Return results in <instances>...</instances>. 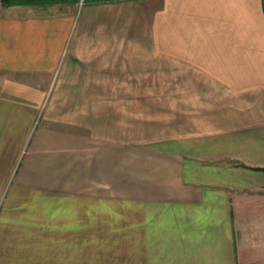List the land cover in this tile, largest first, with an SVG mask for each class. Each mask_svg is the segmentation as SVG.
Listing matches in <instances>:
<instances>
[{
	"label": "crops",
	"instance_id": "obj_1",
	"mask_svg": "<svg viewBox=\"0 0 264 264\" xmlns=\"http://www.w3.org/2000/svg\"><path fill=\"white\" fill-rule=\"evenodd\" d=\"M75 5L0 3V264H264L262 0Z\"/></svg>",
	"mask_w": 264,
	"mask_h": 264
},
{
	"label": "rangeland",
	"instance_id": "obj_2",
	"mask_svg": "<svg viewBox=\"0 0 264 264\" xmlns=\"http://www.w3.org/2000/svg\"><path fill=\"white\" fill-rule=\"evenodd\" d=\"M88 0H83V3L87 2ZM76 2V8L81 7L82 4L80 5V0H75ZM141 6V5H140ZM135 72H133L134 74ZM163 73L162 71H139L138 72V76L140 80V82H143L145 84V82H148L147 86H140L139 87V94L141 96H146L144 100L147 101V103L145 102H141L139 103V114L142 113V115H147L149 114L148 112H154L152 115L154 117L156 116H161L160 118H162V116L166 115H176L177 114V110H178V104L177 103H173V102H168V100H170L168 97L172 96L170 98H172V100H175L174 97V91L178 89V87H170L168 88L167 86H162V80H163ZM132 72H123L124 78H130L131 77ZM166 74V72H165ZM171 82L175 83L178 80V72H171ZM165 77V76H164ZM176 84V83H175ZM151 100L153 102H151ZM149 101V102H148ZM150 115V114H149ZM151 115V116H152ZM156 120V119H155ZM173 122L172 119H169V117H165V119H159V121H155L154 122V126L157 125L158 123L162 124V122ZM177 121V119L175 120V122ZM135 122V123H134ZM151 121L148 119L145 120H124V129H126L128 132L129 131H137L138 134L136 135H140V138L142 139V137L144 136H148V134H146V131L154 128L151 125ZM157 123V124H156ZM158 127V126H157Z\"/></svg>",
	"mask_w": 264,
	"mask_h": 264
},
{
	"label": "trees",
	"instance_id": "obj_3",
	"mask_svg": "<svg viewBox=\"0 0 264 264\" xmlns=\"http://www.w3.org/2000/svg\"><path fill=\"white\" fill-rule=\"evenodd\" d=\"M37 1H41V2H50V1H53V0H37ZM95 1V0H94ZM262 4H263V7H264V0H262Z\"/></svg>",
	"mask_w": 264,
	"mask_h": 264
},
{
	"label": "built area",
	"instance_id": "obj_4",
	"mask_svg": "<svg viewBox=\"0 0 264 264\" xmlns=\"http://www.w3.org/2000/svg\"><path fill=\"white\" fill-rule=\"evenodd\" d=\"M3 0H0V3H2ZM83 3V0H80V5Z\"/></svg>",
	"mask_w": 264,
	"mask_h": 264
}]
</instances>
